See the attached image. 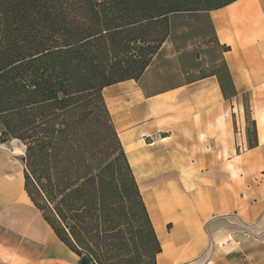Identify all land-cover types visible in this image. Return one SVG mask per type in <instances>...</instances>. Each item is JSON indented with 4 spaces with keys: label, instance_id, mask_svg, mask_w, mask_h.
Returning a JSON list of instances; mask_svg holds the SVG:
<instances>
[{
    "label": "trees",
    "instance_id": "trees-1",
    "mask_svg": "<svg viewBox=\"0 0 264 264\" xmlns=\"http://www.w3.org/2000/svg\"><path fill=\"white\" fill-rule=\"evenodd\" d=\"M233 1L0 0V142L24 146L29 199L89 264H156L161 250L103 89L138 80L175 18ZM221 61L208 75L232 96Z\"/></svg>",
    "mask_w": 264,
    "mask_h": 264
},
{
    "label": "crops",
    "instance_id": "crops-1",
    "mask_svg": "<svg viewBox=\"0 0 264 264\" xmlns=\"http://www.w3.org/2000/svg\"><path fill=\"white\" fill-rule=\"evenodd\" d=\"M206 15L229 48L232 96L215 75L146 87L159 51L103 96L160 243L156 264H264V0ZM22 156L0 143V264H79L29 199Z\"/></svg>",
    "mask_w": 264,
    "mask_h": 264
},
{
    "label": "rangeland",
    "instance_id": "rangeland-1",
    "mask_svg": "<svg viewBox=\"0 0 264 264\" xmlns=\"http://www.w3.org/2000/svg\"><path fill=\"white\" fill-rule=\"evenodd\" d=\"M172 26L171 38L161 46L147 72L146 87H170L212 72L222 73L221 50L206 14L175 18ZM1 144L16 152L23 151L17 140Z\"/></svg>",
    "mask_w": 264,
    "mask_h": 264
},
{
    "label": "water",
    "instance_id": "water-1",
    "mask_svg": "<svg viewBox=\"0 0 264 264\" xmlns=\"http://www.w3.org/2000/svg\"><path fill=\"white\" fill-rule=\"evenodd\" d=\"M79 264H89V260L87 257H80Z\"/></svg>",
    "mask_w": 264,
    "mask_h": 264
}]
</instances>
